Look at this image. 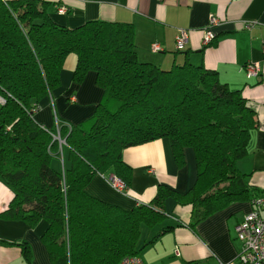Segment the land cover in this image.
Segmentation results:
<instances>
[{
	"label": "trees",
	"instance_id": "1",
	"mask_svg": "<svg viewBox=\"0 0 264 264\" xmlns=\"http://www.w3.org/2000/svg\"><path fill=\"white\" fill-rule=\"evenodd\" d=\"M49 7L0 0V179L13 194L1 218L32 228L45 222L40 240L51 264H119L174 228L163 224L166 198L191 207L194 229L248 197L236 162L256 119L240 91L188 61L169 70L141 62L130 24L67 28L52 21ZM68 56L76 58L73 82L93 73L102 96L89 119L72 125L55 118L58 128L48 131L34 115L59 87ZM57 133L65 140L61 149ZM161 139L169 141L178 169L185 151L193 152L196 179L186 194L160 185L149 204L125 210L85 191L95 175H114L129 187L123 151ZM142 226L161 229L150 240L142 238ZM19 247L32 264L29 246Z\"/></svg>",
	"mask_w": 264,
	"mask_h": 264
},
{
	"label": "crops",
	"instance_id": "2",
	"mask_svg": "<svg viewBox=\"0 0 264 264\" xmlns=\"http://www.w3.org/2000/svg\"><path fill=\"white\" fill-rule=\"evenodd\" d=\"M13 1V0H4ZM50 4L49 16L56 24L76 28L88 21L130 24L138 59L164 70L186 61L215 71L220 83L240 91L254 111L256 126L250 131L246 154L236 162L248 197L228 203L208 216L194 229L190 206L176 205L168 197L164 201L166 219L174 226L145 246L139 257L145 264H229L238 263L242 244L235 229L252 210V201L264 192V0H40ZM64 7L66 13H59ZM210 16L219 20L212 31L216 37L202 44V32ZM252 26L247 29L246 24ZM187 30V42L176 49L178 30ZM161 51L153 53L151 45ZM259 65L258 76L248 79L245 66ZM76 58L68 56L60 73V85L39 103L35 121L46 130L55 128V118L77 125L89 119L101 99L95 75L88 73L83 82L72 80ZM185 165L178 169L167 139L127 148L122 153L131 167L130 185L124 194L114 191L107 175H95L85 191L107 204L131 210L149 204L158 186H166L179 195L186 194L196 179L193 152L185 151ZM13 198L12 191L0 179V214ZM47 224L29 227L23 221L0 217V264H26L19 244L30 249L32 264H51L40 237ZM161 226L142 232L152 239Z\"/></svg>",
	"mask_w": 264,
	"mask_h": 264
},
{
	"label": "built area",
	"instance_id": "3",
	"mask_svg": "<svg viewBox=\"0 0 264 264\" xmlns=\"http://www.w3.org/2000/svg\"><path fill=\"white\" fill-rule=\"evenodd\" d=\"M90 1V0H82ZM59 13H66L64 7L59 8ZM219 20L210 16L208 25L202 32V44L209 45L215 40V33L212 31L214 27L219 25ZM251 23L246 24L245 28L249 29ZM187 30L180 29L176 36V49H181L187 42ZM264 50V44H262ZM151 51L158 53L161 51L158 44L151 45ZM246 78L251 79L258 76L259 65L257 63L247 64L244 68ZM2 102V100H0ZM55 126L58 128V121L55 120ZM53 139L58 142L59 148L65 145V140L57 133L53 135ZM107 182L109 186L117 193H126L128 187L119 178L114 175H107ZM236 238L242 244V251L238 256L237 264H264V192L252 201V210L243 218L235 229ZM119 264H145L139 257H126L120 261ZM234 264V263H229Z\"/></svg>",
	"mask_w": 264,
	"mask_h": 264
},
{
	"label": "rangeland",
	"instance_id": "4",
	"mask_svg": "<svg viewBox=\"0 0 264 264\" xmlns=\"http://www.w3.org/2000/svg\"><path fill=\"white\" fill-rule=\"evenodd\" d=\"M141 229H142V232H143L144 230H148L146 227H143V226H142ZM142 238H143V236H142ZM142 238L140 239L141 241H142Z\"/></svg>",
	"mask_w": 264,
	"mask_h": 264
}]
</instances>
